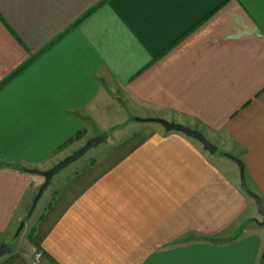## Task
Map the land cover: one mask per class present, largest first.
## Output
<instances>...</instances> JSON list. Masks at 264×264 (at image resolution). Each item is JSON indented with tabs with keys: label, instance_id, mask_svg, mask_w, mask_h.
Listing matches in <instances>:
<instances>
[{
	"label": "crops",
	"instance_id": "crops-1",
	"mask_svg": "<svg viewBox=\"0 0 264 264\" xmlns=\"http://www.w3.org/2000/svg\"><path fill=\"white\" fill-rule=\"evenodd\" d=\"M110 103L217 152L127 121L31 212L45 180L27 170L106 135ZM226 154L264 205V0H0V264H264Z\"/></svg>",
	"mask_w": 264,
	"mask_h": 264
},
{
	"label": "water",
	"instance_id": "water-1",
	"mask_svg": "<svg viewBox=\"0 0 264 264\" xmlns=\"http://www.w3.org/2000/svg\"><path fill=\"white\" fill-rule=\"evenodd\" d=\"M143 122L148 123H156L161 125L167 132H177L181 133L191 139L196 140L199 142L206 151H208L210 154H215L217 152V148L210 142L208 139L204 136V134L198 130H194L191 128H188L184 125L178 124V123H172L164 119L160 118H149V119H142ZM107 143V139L104 136L94 137L87 141V143L80 148L79 150L73 152L70 156L66 157L65 159L61 160L59 163H57L55 166H53L51 169L47 171H40L38 169H31L27 170L31 174H36L39 176H42L44 178V183L40 186L37 195L34 198L33 205L31 208V212H33L37 206V203L42 199L44 193L47 191L48 187L50 186L53 178L59 174L61 171L69 167L70 165L78 162L80 159H82L91 149L98 147L101 144ZM226 157L234 161L240 168L241 172V187L244 190V192L252 197L255 200L257 209L259 214L262 216L263 220L260 224H264V205L262 204L261 199L253 194L245 180V166L244 163L237 157L226 154ZM25 223L22 222L18 231L17 235L24 229ZM11 251V248L7 245H1L0 246V257L4 256L5 254L9 253Z\"/></svg>",
	"mask_w": 264,
	"mask_h": 264
},
{
	"label": "rangeland",
	"instance_id": "rangeland-1",
	"mask_svg": "<svg viewBox=\"0 0 264 264\" xmlns=\"http://www.w3.org/2000/svg\"><path fill=\"white\" fill-rule=\"evenodd\" d=\"M110 105L111 106H107L105 108H102V112H103L102 113L103 114L102 115L103 116L102 120H103V122L100 120L99 126H97V128H95L96 129L95 131H96L97 134H100V130L99 129H101V130L102 129H107L106 135H104V137H106V139H107V137H108V139H113L114 134H117L118 133L119 130H118V127H116L118 124H124V122H127V121H128L127 124H130L132 121H134L133 119L127 118L128 116H127L126 110L121 109L119 106H116V104L112 106V104L110 103ZM156 126L157 127H160L159 124L156 125ZM88 135H90V134L87 133V136ZM78 146H79L78 144L77 145L75 144L74 146H70L68 148V150L65 151V154H61L59 158L58 157L56 158L55 162H59V161L65 159L67 156H70L73 152L77 151L76 148ZM99 147H102L103 148L104 147V144H101L100 146L91 149L82 159L79 160V161H81L80 164H86L87 162H89V160L92 157H94V155L97 153L96 152V149H98ZM67 154H69V155H67ZM65 155H67V156H65ZM78 162H76V163H74L72 165H75ZM72 165H70V166L72 167ZM57 175H56L54 184H52V188H50L52 190L55 189V187L57 186V183H56V181H57ZM39 178L42 179L41 177H39ZM58 179H59V177H58ZM258 217H260L259 213H258ZM254 223H256V224H254L255 226H253V227H258L257 229H262L264 231V225L258 226V223L256 221ZM25 231H24V233H25Z\"/></svg>",
	"mask_w": 264,
	"mask_h": 264
},
{
	"label": "built area",
	"instance_id": "built-area-1",
	"mask_svg": "<svg viewBox=\"0 0 264 264\" xmlns=\"http://www.w3.org/2000/svg\"><path fill=\"white\" fill-rule=\"evenodd\" d=\"M43 256H44L43 252L41 251L36 252V254L34 255L32 264H40L43 260Z\"/></svg>",
	"mask_w": 264,
	"mask_h": 264
},
{
	"label": "trees",
	"instance_id": "trees-1",
	"mask_svg": "<svg viewBox=\"0 0 264 264\" xmlns=\"http://www.w3.org/2000/svg\"><path fill=\"white\" fill-rule=\"evenodd\" d=\"M132 119H133V120H136V121L143 122L142 119H136V118H132ZM81 135H82V132L79 133V134L77 135V138H79ZM72 141H73V140H71L70 142H72Z\"/></svg>",
	"mask_w": 264,
	"mask_h": 264
}]
</instances>
